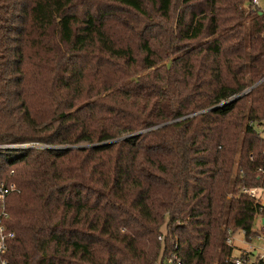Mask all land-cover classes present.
<instances>
[{"label": "trees", "instance_id": "trees-1", "mask_svg": "<svg viewBox=\"0 0 264 264\" xmlns=\"http://www.w3.org/2000/svg\"><path fill=\"white\" fill-rule=\"evenodd\" d=\"M250 1L0 0L9 264H234L264 186Z\"/></svg>", "mask_w": 264, "mask_h": 264}, {"label": "built area", "instance_id": "built-area-1", "mask_svg": "<svg viewBox=\"0 0 264 264\" xmlns=\"http://www.w3.org/2000/svg\"><path fill=\"white\" fill-rule=\"evenodd\" d=\"M251 9L256 11H260L258 0L250 1ZM259 15H263V23H264V12H259ZM8 148L13 149H39L45 148L38 144H23L17 146H11ZM264 155V150L262 151ZM261 175H264V170L260 169L257 171ZM11 193H15V188L13 185L8 187L0 184V264H9L6 259V251H7V243L14 237V233L7 230V222L9 219L7 212V199ZM243 194H247L251 199H253L257 204V215L254 223L257 224L256 228H253V232L256 233L254 237H250V241H245V232H240L242 236V241H245L248 244L252 242H260L264 241V186H257L251 189L244 188L242 190ZM159 241H162V236L158 237ZM225 243L227 245L233 246V237H229L226 239ZM176 257H168L165 260L166 264H173L176 261ZM178 262V261H177ZM234 264H264V248L261 249V252L258 251V248H249L244 250L241 254L237 256L234 260Z\"/></svg>", "mask_w": 264, "mask_h": 264}, {"label": "rangeland", "instance_id": "rangeland-1", "mask_svg": "<svg viewBox=\"0 0 264 264\" xmlns=\"http://www.w3.org/2000/svg\"><path fill=\"white\" fill-rule=\"evenodd\" d=\"M248 2V0H247ZM258 5L261 12H264V0H258ZM246 10L250 8L249 4L245 6ZM255 129L261 134V136L264 138V122L262 125H255ZM257 224L254 223L253 228H256ZM164 228L162 229V231ZM258 248V251L261 252V249L264 248V241L260 242H252L251 244L246 243L245 241H242V236L240 233H236L233 237V248H234V254L238 256L241 254L244 250H247L249 248Z\"/></svg>", "mask_w": 264, "mask_h": 264}, {"label": "water", "instance_id": "water-1", "mask_svg": "<svg viewBox=\"0 0 264 264\" xmlns=\"http://www.w3.org/2000/svg\"><path fill=\"white\" fill-rule=\"evenodd\" d=\"M248 91H246L245 93H247ZM245 93H243L242 95H244ZM242 95H239L238 97H235L233 99H231L228 103H231V102H234L235 100H237L239 97H241ZM141 133H137L135 135H131L129 137H126V138H130V137H135V136H138L140 135ZM126 138H121V139H118L116 141H112V142H109V143H105V144H113L115 142H118V141H122V140H125ZM94 146H99V145H94ZM8 147H11V146H7L6 148ZM90 147H93V146H78V147H73V148H64V149H83V148H90ZM3 148V147H2Z\"/></svg>", "mask_w": 264, "mask_h": 264}]
</instances>
